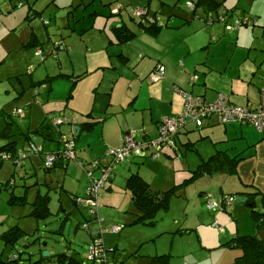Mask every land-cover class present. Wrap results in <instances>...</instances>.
<instances>
[{"label": "rangeland", "instance_id": "1", "mask_svg": "<svg viewBox=\"0 0 264 264\" xmlns=\"http://www.w3.org/2000/svg\"><path fill=\"white\" fill-rule=\"evenodd\" d=\"M101 1L0 0V144L4 142L1 132L6 127L9 128L7 132L13 136V139L19 142L22 132L27 133L30 126L41 123L45 109L54 110L58 112L54 114L59 116L61 108L72 101L69 98L70 82L75 79L72 73L83 70V64L90 57L88 55L98 53L97 51L106 44L107 36L112 32L114 21L111 18L90 15L91 9L102 7ZM111 1L113 6L119 3L125 4L128 10L124 12L122 19L136 33L141 31L138 29L137 21H133L130 15L136 10L143 9L148 2H150V12H157L156 16L160 20V25L163 26L162 32L166 31L165 29H172L171 32L163 35V40L179 41L190 30V27L185 28V26L173 30L172 21L177 18L175 15L167 16L170 10L174 13L177 10L185 11L192 16L191 10L187 7V3L191 0ZM247 5L248 0H224L221 13L225 11L223 9L229 8L235 12L236 16H239ZM162 8L165 9L161 10ZM194 19L193 24L198 21L204 25L201 20L196 17ZM228 33L231 32L228 31ZM144 37L151 40L148 36ZM144 65L145 63L142 62L141 66ZM134 68L135 66L131 69ZM92 79L94 76L88 77L77 86L78 88L76 87L74 92L72 91L75 97L86 91ZM147 84L153 85L150 82ZM17 108L22 111V115H15ZM59 128L64 134L63 138L71 139L66 132V127L62 125ZM49 132L56 135V130H52L45 124L44 134H39L37 140L43 143V136ZM46 144L48 145L49 142L47 141ZM258 153L257 159H252L249 153H244L245 155H242L244 159L233 173L223 174L219 178L215 175L202 176L189 183L187 194L189 193L192 199L172 198L174 199L172 204L171 199L168 209L159 211L154 224L151 225L132 224L137 213L133 196L125 189V179L117 178L119 183L111 185L110 189L104 186L100 190L98 199V216L101 219L102 228L106 229L102 237L104 246L110 249L116 248L114 257L120 264H151L152 257L163 254L170 255V264H177V261L182 258L179 256L191 250L194 261L200 264L207 263L205 256H210L209 251L213 253L215 262H226V264L233 262L241 251L221 244L223 241L220 242L219 234L226 231L228 240L231 236L229 233L233 236L241 231V235L256 233L264 240V230L256 228L250 208L243 203L239 204L236 200L232 203L233 208L240 209L237 215L233 209L232 214L228 212L229 210H222L219 205L220 188L233 191L243 188L246 190L244 193H248L253 186L260 191L254 199L256 210L264 212V202H262L264 146ZM172 156L168 164L165 161L169 160L164 155L156 159L159 165L165 163L166 166L163 168L147 165L151 167L146 172L147 176L158 173L162 175H157L156 179H166L172 176L171 163H174L177 177L187 178L190 175L189 171L184 172L178 166L181 158L179 152L175 154L172 151ZM134 159L137 160L131 164L135 167L134 172H137L136 168L152 162L151 158L135 157ZM24 162L25 164L28 162L26 170L22 166L23 163L15 165L12 159L0 162V233L14 226H19L25 233L14 246L6 245L0 240L1 260L6 264H58L56 255L66 254L76 258L81 264H88L86 258L91 242L90 231L81 229L79 225L84 220L90 219V210L84 205L74 203L75 195L80 198L85 197V192L84 195L82 194L83 187L86 181L87 187L89 185L85 171H82L79 165L76 173L80 171L82 177L78 178L69 173L65 174V170L61 168L44 172L43 163L42 165L34 163L33 168L29 167L31 162L29 159ZM70 162L75 164V160ZM123 162L116 166L120 169ZM183 178L180 180L183 181ZM203 178L206 180L198 182ZM201 186L207 187L204 191L205 196L210 194L209 202L216 203L218 206L216 209L207 207L205 196L204 200L198 197L197 192L200 191ZM39 189L42 196H48L47 204L50 211L43 220L38 221L27 216L31 209L30 205L18 207L10 203L11 192L21 197L26 194L29 202H32ZM180 193L183 195L184 191L181 190ZM192 193H195L196 197ZM226 194L225 191L224 195ZM201 217L203 221L199 220ZM199 222L203 226H200L198 234L196 227ZM215 223L218 227L214 226ZM95 228H97L95 224L90 225L91 230ZM115 228L118 230L114 231ZM205 244L213 251L209 250ZM234 252L235 257H233ZM44 253L48 255L45 256ZM13 255L19 258L18 262H7Z\"/></svg>", "mask_w": 264, "mask_h": 264}, {"label": "crops", "instance_id": "2", "mask_svg": "<svg viewBox=\"0 0 264 264\" xmlns=\"http://www.w3.org/2000/svg\"><path fill=\"white\" fill-rule=\"evenodd\" d=\"M195 1L191 0L193 3ZM112 4L113 1L111 0L109 2L102 0V7L90 10V15H97L106 19L111 18L116 24H113L112 32L107 36L106 44L97 51L98 53L88 55L90 57L83 64V70L78 73H72L73 78H75L70 82L69 98L72 101L67 102L61 108L59 111L61 115L59 116L54 114L58 112L45 109L41 123H35L30 126L27 133L22 132V138L19 142L13 139V136L7 132L9 128L6 127L1 132V138L4 139V142L0 144V149L8 142L13 141L15 143V154H10L13 157L19 151H26L31 143L42 147L43 153L56 152L61 149L60 137L64 134L59 127L63 125L71 137L70 140L75 143V164L70 161L57 163L53 169H44V172H51L61 168L65 170V174L69 173L80 178L82 177L81 173L78 171L77 174L76 170L79 168V163H84L85 167L84 169L81 168L82 171L90 170L93 176L97 177L99 172L93 169L91 164L95 161L103 165L109 164L111 159L106 155L107 151L120 147L125 137H129L136 142L155 139L158 135V123L161 118L179 115L183 107L182 93L201 96L209 102H213L219 95H225L229 102L236 106L250 105L251 107H256L259 104L260 92L264 89V0H248V5L244 6L245 10L239 16H236L234 11L230 12L227 21L229 23L242 18H247L251 22V24L239 27L235 31H229L231 33L225 30L224 22L218 21V17L226 11H223L224 13L220 11L217 17L213 13H205L201 9L191 10L192 16L185 11L177 10L174 13L173 10H170V14L167 17L175 15L177 18L172 21L173 30L181 26L182 28L184 26L185 28L190 27L189 32L182 38L183 40L180 39L179 41L173 39L163 40V35L166 32H171L170 30L172 29H165L166 31L162 32V25L158 30L149 28L151 25L148 22L152 18L157 17V12H150V2L146 3L143 8L147 10L146 19L148 21L144 23V27L138 25L141 19L134 16V12L130 15L133 21H137L138 29H140L141 33H136L123 21V14L128 10L125 4L119 3L114 6ZM30 9L32 8L30 7ZM114 9H117L118 12L114 13ZM163 9L165 8L161 10ZM195 17L207 26L204 27L198 21L193 24L192 21ZM210 17L214 19L211 25L208 24ZM121 27H125L135 34L130 41L123 43L117 41L114 30ZM33 36L38 41L36 35L33 34ZM144 36H148L151 40L146 39ZM142 62L145 63L144 66H141ZM158 64L163 67L164 77L155 83L151 81L148 75L155 70ZM133 66L135 68L132 70ZM92 76H94V79L90 81L86 91L75 97V93L73 94L72 91L74 92L81 82ZM192 76H195L194 82L191 80ZM149 82L153 83V85L149 86L147 84ZM25 110L27 109L25 108ZM53 117L64 118L66 122L55 128L49 124V120ZM86 123H93L91 130L87 131L85 128ZM45 124L49 125L52 130L55 129L56 135L49 132L43 136L44 142L40 143L37 140V136L44 134ZM74 127L79 129H73ZM47 141L49 142L48 145L46 144ZM263 146L264 134L258 132L255 128L237 123L222 125L217 122L216 117H210L198 125H186L175 137V147L173 149L163 147L159 151L160 155L158 158L164 155L169 160L165 161L168 164L173 157L172 151L175 154L179 152L181 158L178 166L184 172L189 171L191 175L197 165L206 162L217 154H221L228 159H244L242 155L249 153L250 158L257 159L259 156L258 152ZM204 147L205 149L203 150ZM155 151L152 148H145L142 154L130 155L129 159L127 158L128 160L122 163L123 166L120 169L117 166L115 167L113 178L106 183V188L110 189L111 185L119 183L117 178L126 180L130 174L134 173L139 174L148 183L150 189L158 192L168 190L182 183L180 179L183 176L177 177L176 167L173 166L174 163H171L172 170L170 171L173 174L166 179H156L157 175H162L158 173L147 176V170L151 169L148 166H158V168L166 166L165 163L159 165L156 162L158 158L157 160L152 159L151 155ZM135 157L142 159L151 158L152 162L149 163L150 165L146 163L147 167L136 168L137 172H134L135 167L131 164L137 162L134 159ZM28 159L31 161L29 162V167L34 168V163H41V165L43 163V155H34L25 160ZM25 160L22 162L24 170L28 169V162L25 164ZM0 162H3V160H0ZM117 171L119 172L117 173ZM211 173V175H215L218 178L226 174V172L220 171L216 167L211 169ZM200 180H206V178L199 179L198 182ZM87 184L86 181L82 194L85 192ZM188 185L182 189L184 191L183 195L180 191L179 195L175 197L192 199L191 195L187 194ZM251 187L248 193H260L253 186ZM199 188L200 191L197 192V195L204 200V191L207 187L201 186ZM220 191L221 196L226 191V195H234L236 200L239 196L244 197L246 190L239 188L233 191L220 188ZM194 194L192 193V195ZM25 195L21 197L11 192V199L22 200L20 204L16 203L14 206L30 205L31 209L27 214V216H30L33 209L32 204L39 196H42L41 189L38 190L32 202H29L30 200ZM74 197L78 196L75 195ZM243 204L245 205V203ZM232 205L228 212L231 213L233 209V212L237 215L240 209L238 207L233 208ZM199 220L203 221V217ZM200 226H203L201 222L196 227L198 234ZM14 227L21 229L19 226ZM8 230L0 233L1 241L2 234ZM240 233L242 232L239 231L238 234L233 236L232 233H229L231 236L227 240L228 234L224 231L219 234V240L220 242L223 241L221 244L224 245V243L235 236L241 235ZM207 248L212 250L208 246ZM113 250L115 252L116 248ZM114 252L112 257L115 260ZM190 252L182 253L179 256L182 258L177 261V264H200V262L194 261ZM209 253L210 256H205L206 264H226V262H215L213 253L211 251ZM233 257H235V252Z\"/></svg>", "mask_w": 264, "mask_h": 264}, {"label": "built area", "instance_id": "3", "mask_svg": "<svg viewBox=\"0 0 264 264\" xmlns=\"http://www.w3.org/2000/svg\"><path fill=\"white\" fill-rule=\"evenodd\" d=\"M187 6L190 10L194 9L192 2H188ZM117 13V9L113 10ZM134 16L139 17L142 23L148 22L146 19L147 10L139 9L134 11ZM225 13L219 16V20L224 22L225 28L229 31H235L241 25L251 24L247 18L237 19L232 24L227 23ZM212 21L211 17L208 19V24ZM149 24L160 25V20L152 18ZM40 52L39 49L37 51ZM164 77V70L161 65H158L153 73L150 75L152 82L158 81ZM192 82L195 80V76L191 77ZM183 107L182 112L177 116H164L158 123V135L155 139L149 141L136 142L129 137H125L121 146L117 149H110L106 155L111 159L109 164H101L95 161L91 164V167L99 172V176L94 177L92 171H86L85 173L89 179V185L85 190V197H76L74 202L76 205H84L90 210V219L81 223L80 228L85 231H90L91 242L88 247L87 263L88 264H120L117 263L112 255L113 249L104 246L102 237L106 232V229L101 226V219L98 216V199L100 190L104 188L107 182L113 178V171L118 163L125 161L130 155L142 154L143 149L152 148L156 151L151 155L152 159L159 157V151L163 147L174 148L175 137L178 133L188 124L198 125L202 121L210 117H216L217 122L222 125L237 123L241 125H248L255 128L258 132L264 134V89L260 92L259 104L256 107L236 106L229 102V99L225 95H219L213 102L207 101L201 96H195L193 94L182 93ZM15 115H22L20 109L15 110ZM66 121L61 117H53L50 119V123L53 127L57 128L64 124ZM61 149L56 152L43 153L41 147L35 144H29L26 151H19L15 157L9 153L0 152V160L12 159L14 163L20 164L23 160L34 156L43 155V167L45 170L53 169L57 163H66L75 159V143L73 140L60 138ZM80 167L84 169L85 164L79 163ZM210 195L205 196L206 204L209 209H216L218 206L216 203L211 204L209 202ZM234 201V197L225 196L220 200L219 205L222 209L230 210ZM95 224L97 228L95 230L90 229V225ZM218 227V224H214ZM118 230L115 228L114 231ZM16 256H12L8 261L16 259ZM185 264V263H184Z\"/></svg>", "mask_w": 264, "mask_h": 264}, {"label": "trees", "instance_id": "4", "mask_svg": "<svg viewBox=\"0 0 264 264\" xmlns=\"http://www.w3.org/2000/svg\"><path fill=\"white\" fill-rule=\"evenodd\" d=\"M193 5H194V9L192 11L201 9L205 13L210 12L218 17L219 12L222 9L221 6L224 5V0H196L193 3ZM223 10L226 11L225 21L227 22L229 13L232 12L233 10L228 9V8H225ZM211 19L212 21L209 25H211L214 22V19L213 18ZM218 21L221 22L220 20ZM229 24H232V23H229ZM138 25L142 27L145 26V24L142 22L138 23ZM150 25L151 26H149V28H153L155 30H158L161 28V25H156V24H150ZM244 25L245 24L241 25L240 27ZM225 30L227 29L225 28ZM114 32L116 35V39L119 43L128 42L135 35L133 32L129 31L125 27L116 28ZM158 65H156V67ZM49 124L50 126H52L50 123V120H49ZM85 125H86L85 128L87 129V131H89L91 130L93 123H86ZM14 147H15V143L13 141H10L6 145L1 147L0 151L14 155L15 154ZM241 160L243 159L242 158L228 159L221 154H217L216 156L208 159L206 162H203L197 165L195 170L191 172L190 177L183 180L182 183L177 184L169 188L168 190L161 191V192L150 189L148 183L139 174L137 173L130 174V176H128L125 180V189L131 192L133 196V203L135 206V210L137 211L135 215L136 218L132 224H138V223L150 224V225L154 224L158 212L161 210H164V211L167 210L169 207L171 198L178 196L179 192L186 185H188L189 183L193 182L194 180H196L197 178L203 175H211L212 174L211 169H214L215 167L220 171H224L226 173H233L236 171V167ZM259 194L260 193L258 192L244 193V195L247 198L245 205L250 208L252 218L255 220V223H256V228L258 230H264V212L257 211L256 205L254 202V199ZM225 196L234 197V195H222L221 198L223 199ZM21 201H22L21 199H11L10 203L20 204ZM47 201H48V196H39L35 200V202L32 204L33 209L30 213V216H32L38 221L46 218L50 214ZM234 201H235V198H234ZM262 202H264V197H262ZM222 210L227 211L226 209H222ZM24 234H25L24 231H22L18 227H14L8 230L7 232L3 233L1 236V239L4 242V244L14 246L16 243H18L19 239ZM224 245L239 249L241 251V254L237 256L233 260V262L229 264H264V240L258 237V235L256 234L255 235H237L234 238L230 239L228 242L224 243ZM56 256L58 257V264H81L76 258L72 256H68L66 254H60ZM169 259H170V255L168 254L154 256L151 259V264H168ZM18 260L19 258H16L12 261H7V262L16 263L18 262ZM0 264H6L1 260V256H0Z\"/></svg>", "mask_w": 264, "mask_h": 264}, {"label": "water", "instance_id": "5", "mask_svg": "<svg viewBox=\"0 0 264 264\" xmlns=\"http://www.w3.org/2000/svg\"><path fill=\"white\" fill-rule=\"evenodd\" d=\"M73 129H79V128L78 127H74ZM246 200H247V198L243 197V196H239V197L236 198V202L237 203H245ZM44 255L46 256V255H48V253H44Z\"/></svg>", "mask_w": 264, "mask_h": 264}, {"label": "clouds", "instance_id": "6", "mask_svg": "<svg viewBox=\"0 0 264 264\" xmlns=\"http://www.w3.org/2000/svg\"><path fill=\"white\" fill-rule=\"evenodd\" d=\"M61 137H62V136H61ZM61 137H60V138H61ZM1 152H3V151H1Z\"/></svg>", "mask_w": 264, "mask_h": 264}, {"label": "bare ground", "instance_id": "7", "mask_svg": "<svg viewBox=\"0 0 264 264\" xmlns=\"http://www.w3.org/2000/svg\"><path fill=\"white\" fill-rule=\"evenodd\" d=\"M42 148V147H41Z\"/></svg>", "mask_w": 264, "mask_h": 264}]
</instances>
